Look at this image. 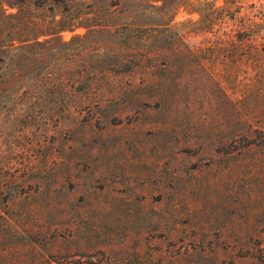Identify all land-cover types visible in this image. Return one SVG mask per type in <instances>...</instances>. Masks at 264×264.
Instances as JSON below:
<instances>
[{
  "label": "rangeland",
  "instance_id": "obj_1",
  "mask_svg": "<svg viewBox=\"0 0 264 264\" xmlns=\"http://www.w3.org/2000/svg\"><path fill=\"white\" fill-rule=\"evenodd\" d=\"M137 1L0 0V41L4 12L20 11L61 27L99 23L60 34L90 29L105 54ZM160 13L139 22L170 21L206 49L147 80L127 64L106 70L88 94L48 104L53 115L38 103L28 114L25 99L0 105V264H264V147L243 146L264 131V55L232 50L231 19L203 32L188 6ZM93 61L61 56L54 68Z\"/></svg>",
  "mask_w": 264,
  "mask_h": 264
},
{
  "label": "trees",
  "instance_id": "obj_2",
  "mask_svg": "<svg viewBox=\"0 0 264 264\" xmlns=\"http://www.w3.org/2000/svg\"><path fill=\"white\" fill-rule=\"evenodd\" d=\"M183 6L199 13L198 19L190 20L198 23L203 32L222 25L226 18L231 19L228 38L232 50L239 43L246 45L248 56L264 55V5L258 7L255 3L245 9L243 5L217 6L210 0H175L169 7L166 0H139L130 13L132 20L125 22L128 30H113L118 39L105 54L99 51L102 44L98 40L88 38L91 28L95 30L93 33L102 31L96 28L99 23L84 25L80 19H71L65 27H61L56 24L61 20L34 19L22 15L20 11L4 12L5 38L0 41V51L4 53L0 55V105H12L25 99L24 104L31 108L26 111L28 114L35 112L32 108L38 103L41 108L44 107L38 109V113L53 115L56 107H48V104L88 94L94 82L113 67L127 64L131 72L140 71L146 80L158 68L179 67L182 52L191 55L196 49L204 51L206 47L193 48L186 43L180 30L174 29L170 21L147 25L139 22V18L142 13L156 9L164 17L170 13L169 19H172ZM80 24L90 29L74 34L69 40L62 38L60 33L63 28L72 29ZM235 35H238V40ZM259 37L261 40H258ZM61 56L72 66L78 59L84 61L88 56L94 59V66L97 67L92 66V62L88 63L90 67L86 64L79 69H55L54 64ZM38 63H41L40 70L35 67ZM207 66V63L201 62L205 71ZM79 82L81 85L77 86ZM234 140L231 138V143ZM243 140L246 150L264 147V131L245 136Z\"/></svg>",
  "mask_w": 264,
  "mask_h": 264
}]
</instances>
